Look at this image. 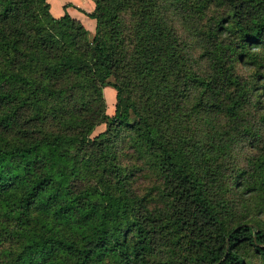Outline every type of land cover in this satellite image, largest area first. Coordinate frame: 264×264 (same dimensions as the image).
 <instances>
[{"label": "trees", "instance_id": "1", "mask_svg": "<svg viewBox=\"0 0 264 264\" xmlns=\"http://www.w3.org/2000/svg\"><path fill=\"white\" fill-rule=\"evenodd\" d=\"M93 1L91 11L78 7L94 19L89 37L69 1L54 16L48 0H0V264H160L155 232L172 248L184 242L191 264H264V140L250 171L235 175L255 195L256 215L228 222L205 177L209 154L142 114L125 75L133 49L146 76L170 72L169 18L180 11L208 61L183 73V120L237 124L251 100L264 126V0ZM106 85L116 90L111 116ZM8 238L15 248H2Z\"/></svg>", "mask_w": 264, "mask_h": 264}, {"label": "rangeland", "instance_id": "2", "mask_svg": "<svg viewBox=\"0 0 264 264\" xmlns=\"http://www.w3.org/2000/svg\"><path fill=\"white\" fill-rule=\"evenodd\" d=\"M48 1L50 2V12L54 16L63 14V4L68 1L73 4L69 5L73 13L78 10V7L82 8L78 4H84L82 0ZM88 1L93 2V0ZM169 19L174 25L176 34V45L172 48L173 58L168 65L170 72L167 70L156 75L154 73L152 77L151 75L146 76L140 66V53L138 50L133 49L130 53L133 57L130 60L132 64L125 71L128 87L132 91V95L137 99L142 114L156 119V123H163L165 130L172 132L176 141L185 140V142L193 144L199 156H207L209 154L204 166L205 177L210 191L216 193L221 215L231 223L236 222L241 216H245V219H254L258 209L255 195L249 193V191H244L245 183L240 188L236 187L235 182L242 179H236L235 175L240 170L250 171L253 158L258 155L256 147L264 140V126L258 120L259 113L254 110V105L250 100L245 103L242 110L241 115L244 119L237 124L231 125L226 118L220 116H214L208 122L201 115L200 119L192 120L188 123L183 120L186 115L185 107L189 106L191 101L187 100L183 103V99L180 96V88L183 86V73L190 68L189 63H192L193 69L203 72L207 67L206 63L208 61L206 56L201 53L203 51V42L200 37L189 34L191 28L190 20L188 18L184 19L180 11ZM123 20L125 25L129 27L132 17L129 13H125ZM88 21L90 24L85 20L84 26L87 28L90 37L94 31V19ZM131 31L132 29L130 28L127 33L131 34ZM132 38L136 39L135 33H132L127 38V45L130 46L132 44ZM126 61H129V59H126ZM236 69L243 78H248L251 72L248 66L240 64L236 65ZM110 79L115 81L114 76H111ZM115 94L116 90L111 85L103 87L106 113L109 116L114 113ZM166 94L170 95L169 100H165ZM167 112H170L172 116L165 118V113ZM255 123L256 127L259 128L258 132L260 135L258 137L242 131V124H252L254 128ZM47 126L55 129L57 125L49 122ZM106 128V123L96 125L91 137L104 132ZM227 132L231 133V136ZM252 132L254 134V129ZM213 144H217L220 149H213ZM193 153L197 157V154ZM85 182V179H79L77 184H84ZM262 217L264 218V214ZM152 236L151 246L154 260L160 264H191L186 257L187 247L184 242L172 248L171 241L166 239L160 232H155ZM15 247L14 239L8 238L4 241L2 248L12 249ZM245 250L249 251L246 256L248 260H251L252 252L248 248ZM248 264L255 263L249 262Z\"/></svg>", "mask_w": 264, "mask_h": 264}, {"label": "crops", "instance_id": "3", "mask_svg": "<svg viewBox=\"0 0 264 264\" xmlns=\"http://www.w3.org/2000/svg\"><path fill=\"white\" fill-rule=\"evenodd\" d=\"M82 3H84V4L83 5L78 4V5L81 6L85 11H90L94 7V1L92 2V1H88V0H82ZM66 9L72 16H74L75 18L80 20L84 25H85V20H87V22L90 24V22L88 20H91L92 18L90 19V17L87 16L81 10L78 9L76 12L73 13L71 11V9L69 8V6H67Z\"/></svg>", "mask_w": 264, "mask_h": 264}]
</instances>
